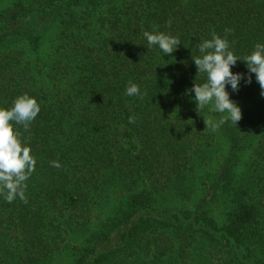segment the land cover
<instances>
[{"label": "trees", "instance_id": "obj_1", "mask_svg": "<svg viewBox=\"0 0 264 264\" xmlns=\"http://www.w3.org/2000/svg\"><path fill=\"white\" fill-rule=\"evenodd\" d=\"M4 1L0 107L27 93L41 112L19 126L37 160L27 203L0 196V264H264L255 74L231 93L238 126L206 129L185 94L204 82L192 60L202 39L227 36L241 57L264 42V0ZM154 29L179 49L148 52ZM129 82L142 98L124 94Z\"/></svg>", "mask_w": 264, "mask_h": 264}, {"label": "clouds", "instance_id": "obj_2", "mask_svg": "<svg viewBox=\"0 0 264 264\" xmlns=\"http://www.w3.org/2000/svg\"><path fill=\"white\" fill-rule=\"evenodd\" d=\"M171 23L170 19L169 26ZM142 35L148 52L157 48L164 56L171 55L182 44L179 37L155 29L143 31ZM197 47L199 55L192 56V60L197 68V77L203 76L204 82H194L185 94L192 96L194 93L195 110L204 118L206 129L216 131L228 122L238 126L243 113L239 104L231 98V93L239 92L243 84H251L252 74H255L264 97V42L255 43L252 52L241 57L234 53L227 36L221 37L213 32L210 39H202ZM238 61L245 63L247 73L233 72ZM124 94L142 98L145 93L140 85L129 82ZM205 109L219 113V119L202 115ZM40 112L38 99L27 93L17 96L10 108L0 107V196L7 203L17 198L27 203L26 182L36 170L37 160L31 154L27 140L22 138L19 126L28 131ZM134 122L135 118L129 117V123ZM50 163L53 167H61L58 161Z\"/></svg>", "mask_w": 264, "mask_h": 264}, {"label": "rangeland", "instance_id": "obj_3", "mask_svg": "<svg viewBox=\"0 0 264 264\" xmlns=\"http://www.w3.org/2000/svg\"><path fill=\"white\" fill-rule=\"evenodd\" d=\"M13 1L14 0H5L4 2H3V5H2V7H8V6H10L12 3H13ZM224 146V151H223V154L226 152V149H225V144H223ZM220 156V155H219ZM199 172H198V175H201L202 173H204L205 172V170L203 169V170H198ZM109 210L108 209H104L103 211H102V216H101V218H104L105 216H106V214H107V212H108ZM98 213H96L95 214V216L98 218ZM98 222V220H94V226H96V223Z\"/></svg>", "mask_w": 264, "mask_h": 264}]
</instances>
